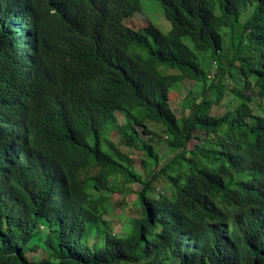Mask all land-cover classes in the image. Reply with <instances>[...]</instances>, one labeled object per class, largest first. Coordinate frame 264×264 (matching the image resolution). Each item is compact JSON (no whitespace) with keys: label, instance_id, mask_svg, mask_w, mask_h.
Returning a JSON list of instances; mask_svg holds the SVG:
<instances>
[{"label":"trees","instance_id":"1","mask_svg":"<svg viewBox=\"0 0 264 264\" xmlns=\"http://www.w3.org/2000/svg\"><path fill=\"white\" fill-rule=\"evenodd\" d=\"M159 1L167 33L127 24L140 0H0V264H264V0ZM185 79L202 91L181 119ZM135 183L116 233L111 196Z\"/></svg>","mask_w":264,"mask_h":264},{"label":"rangeland","instance_id":"2","mask_svg":"<svg viewBox=\"0 0 264 264\" xmlns=\"http://www.w3.org/2000/svg\"><path fill=\"white\" fill-rule=\"evenodd\" d=\"M141 9L132 16L128 17L127 24L136 29H143L149 23L155 24L163 33L169 32L171 29V22L166 18L164 14V9L159 0H140ZM250 16V12H248L243 18L242 21H245ZM226 41H228V37H225ZM138 51L145 56L148 55V49L139 48ZM230 58V51L225 50L221 54V61L224 66H226L228 60ZM214 65V64H213ZM209 69H212L210 67ZM214 69V67H213ZM180 84V83H179ZM178 84V85H179ZM202 91V84L192 80L185 79L179 86L172 89L170 93V104L181 119L185 116H191L193 109H188L185 104V99L189 94L200 95ZM230 98V96L226 95L223 101V106L221 111H225V101ZM118 116V124L119 126L125 125L126 116L120 112L117 113ZM119 126H114L112 130L109 132V139L116 145L117 149L121 150L123 153H126L130 156L132 160L133 167L143 173L145 177L151 175L152 171L148 170V164L145 163L147 156L144 151L139 147H130L127 146L124 142L121 141V134L118 129ZM152 129V133L145 132L142 127H140V132L142 138L148 142L153 144L158 148L161 154L166 155V158H170L174 155V151L172 148L167 146V134L159 129L155 124L150 125ZM197 141L194 139L190 142V148H193ZM113 153V152H112ZM166 160H163L161 165L165 163ZM158 170L160 166H155ZM132 191L128 193H117L111 196L110 202L112 203L111 213L106 217L109 220L115 221L113 227L116 233L124 234L129 229V218L138 216L139 209L133 203L134 198L136 196L135 192L140 191L143 188L142 183H135L132 185ZM159 186L157 187L156 192H158ZM32 255V254H31ZM36 258H40L41 254L37 253Z\"/></svg>","mask_w":264,"mask_h":264}]
</instances>
